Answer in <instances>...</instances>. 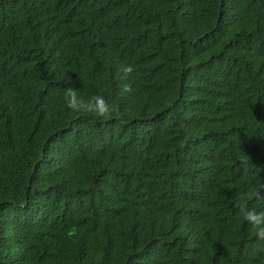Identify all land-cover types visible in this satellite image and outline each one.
<instances>
[{
    "label": "trees",
    "instance_id": "16d2710c",
    "mask_svg": "<svg viewBox=\"0 0 264 264\" xmlns=\"http://www.w3.org/2000/svg\"><path fill=\"white\" fill-rule=\"evenodd\" d=\"M247 208L264 0H0V264H264Z\"/></svg>",
    "mask_w": 264,
    "mask_h": 264
},
{
    "label": "clouds",
    "instance_id": "9594fccd",
    "mask_svg": "<svg viewBox=\"0 0 264 264\" xmlns=\"http://www.w3.org/2000/svg\"><path fill=\"white\" fill-rule=\"evenodd\" d=\"M123 71L125 73L131 72V65L124 67ZM65 95L68 107L73 110L83 109L84 111L99 115H103L109 110V105L102 95H94L87 101H84L72 87L66 90ZM242 211L243 220L253 230L255 238L257 240H264V208H247Z\"/></svg>",
    "mask_w": 264,
    "mask_h": 264
}]
</instances>
